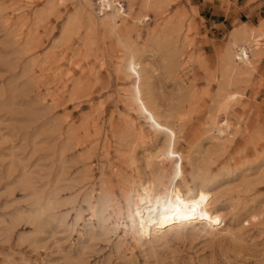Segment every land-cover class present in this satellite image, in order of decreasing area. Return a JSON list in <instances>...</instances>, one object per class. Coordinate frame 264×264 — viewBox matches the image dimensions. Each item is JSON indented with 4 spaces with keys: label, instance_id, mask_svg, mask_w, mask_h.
<instances>
[{
    "label": "rangeland",
    "instance_id": "1",
    "mask_svg": "<svg viewBox=\"0 0 264 264\" xmlns=\"http://www.w3.org/2000/svg\"><path fill=\"white\" fill-rule=\"evenodd\" d=\"M196 1L120 0L132 13L110 32L89 23L95 0H0V264H264V0H240L255 19L220 30L196 20ZM239 27L246 67L228 59ZM128 42L185 182L211 193L210 227L149 243L133 232L130 183L161 197L173 162L146 165L168 140L132 99ZM226 94L237 134L221 146L212 118Z\"/></svg>",
    "mask_w": 264,
    "mask_h": 264
},
{
    "label": "bare ground",
    "instance_id": "2",
    "mask_svg": "<svg viewBox=\"0 0 264 264\" xmlns=\"http://www.w3.org/2000/svg\"><path fill=\"white\" fill-rule=\"evenodd\" d=\"M92 6L89 5V23L93 25L95 20H99L100 23L106 27L110 32H113L117 27V20L127 19L132 13L130 7L127 12L122 6L120 0H95ZM133 21L138 25L143 22H147L146 15L141 17H133ZM246 29L239 27L237 30L233 29L229 33V49L228 59L236 66L246 67L250 64V50L246 44ZM123 47L130 52V56L127 61L126 73L132 78L131 95L132 99L140 111L141 114L147 116L150 127L156 134H164L167 137L166 146L163 149L152 153L148 152L145 155L146 165L149 167L154 160H158V164L162 166L164 163L173 162V169L168 186L164 189L163 195L158 197L154 191V184L149 181L142 185L135 187L130 183V190L126 192L127 201L130 202L131 218L134 220L132 227L133 232L138 236L139 240L150 241L157 237H162L165 229L172 228L180 230L186 226H192L195 228L199 224L202 228L210 227L211 218V193L207 191L202 184H194L190 187L184 180V164L183 158L175 148L176 144V132L172 129L169 123L162 121L159 115L150 107L149 104L143 100L142 91V76L145 70H142L140 62L135 57V53L130 51L131 43H123ZM144 69V68H143ZM234 74L239 73L234 66L229 68ZM234 101V97L225 95L223 101L217 106L214 116L212 118V131L216 132L217 141H222L221 146L231 144L237 134V129L232 127L231 123L227 120V110L230 104ZM136 130V129H135ZM141 129H138V134H141ZM175 193L182 196L186 203L196 204L194 213H189L188 219L172 218L171 216L166 222L159 224L152 223V221L158 218L157 213L149 212L147 207L140 205V201L145 199H151V206L156 207L157 199L163 200L165 194ZM203 196V200H201ZM140 205L141 215H135L137 206ZM143 224V226H141Z\"/></svg>",
    "mask_w": 264,
    "mask_h": 264
},
{
    "label": "crops",
    "instance_id": "3",
    "mask_svg": "<svg viewBox=\"0 0 264 264\" xmlns=\"http://www.w3.org/2000/svg\"><path fill=\"white\" fill-rule=\"evenodd\" d=\"M240 0H197L195 6L198 8V22H201L205 29H222L226 25L232 26L233 22L239 26L242 23L248 24L255 19V9L251 5L246 7L245 3L240 4ZM245 6V8H243ZM250 15L247 22L242 21V17Z\"/></svg>",
    "mask_w": 264,
    "mask_h": 264
},
{
    "label": "snow or ice",
    "instance_id": "4",
    "mask_svg": "<svg viewBox=\"0 0 264 264\" xmlns=\"http://www.w3.org/2000/svg\"><path fill=\"white\" fill-rule=\"evenodd\" d=\"M156 199L157 204L155 208L151 206L152 202L150 198L140 201V205L146 206L149 212L157 213L158 218L152 221V223L157 224L166 222L170 216L172 218L188 219L189 213H194L197 207L194 203H186L181 195L175 193L165 194L162 201L160 198ZM201 200H203V196H201ZM140 205L137 206L135 212L137 216L141 215Z\"/></svg>",
    "mask_w": 264,
    "mask_h": 264
}]
</instances>
